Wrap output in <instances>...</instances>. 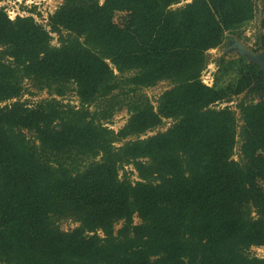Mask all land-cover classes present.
Returning <instances> with one entry per match:
<instances>
[{
  "label": "trees",
  "instance_id": "trees-1",
  "mask_svg": "<svg viewBox=\"0 0 264 264\" xmlns=\"http://www.w3.org/2000/svg\"><path fill=\"white\" fill-rule=\"evenodd\" d=\"M181 1L62 0L46 24L0 8V264H264L250 254L264 247V99L238 102L239 117L214 107L261 71L220 58L201 81L207 51L240 37L254 2ZM24 80L79 105L30 106ZM161 81L153 105L140 91ZM122 109L119 130L104 126Z\"/></svg>",
  "mask_w": 264,
  "mask_h": 264
},
{
  "label": "rangeland",
  "instance_id": "rangeland-1",
  "mask_svg": "<svg viewBox=\"0 0 264 264\" xmlns=\"http://www.w3.org/2000/svg\"><path fill=\"white\" fill-rule=\"evenodd\" d=\"M38 1V2H37ZM103 0H99L100 3H102ZM189 2V0H183L180 3L176 4L173 6V8L176 7H180L182 5H184L185 3ZM254 2V6H255V13H254V17L252 19L251 22H249L246 26H243V32L244 34H247L248 37L245 39L246 42L248 40V43H252L253 40H255L256 37V32H258L259 30V23L261 21L262 18H264V13H262L261 10V4L258 0H253ZM36 3V5L34 4ZM62 3V0H1L0 1V8L3 9V11L6 13L8 12H13V9L16 10L18 9L20 14H22L21 17L23 16H29L27 13H30V16H34L36 17L37 21L42 24H45V19L48 16V14H51L54 12V10L56 9L57 6H59ZM33 12H29L30 9H33ZM27 13H26V12ZM124 14L118 13L115 15L114 21L116 22H120L123 18ZM16 17H20V16H16ZM33 18V17H32ZM37 22V23H38ZM47 29V27H46ZM48 30V29H47ZM52 36V40L50 42L51 45L53 46H57L58 45V41H57V36L54 33L50 34ZM248 48H252V46H246ZM220 48V47H218ZM221 53L222 50H218V49H211L207 51V59H208V64L206 65L205 70L203 71L202 74V80L205 81L206 83H208V85L211 86L213 80H214V75L216 74L218 68V59L221 58ZM238 57H236V54L231 53L228 55H224L222 56V59H224L225 61H229V60H236ZM236 78V72L233 70L232 72L228 73L227 75L221 77V80L219 81V83L221 84H226L232 80H234ZM23 88H24V92L22 94V96L20 97L21 101H27L26 104L28 105H34L37 102L41 101V100H48L50 98H55L56 100L61 101V103L63 104H69L72 106H78V100L77 97L75 96L73 91H67L66 94L62 97H56V96H49L46 92V90H42V91H37L34 88H31L30 86V82L24 80L23 84H22ZM171 87V85L169 84L168 81H161L158 82L155 86L150 87V88H144L141 89V94H143L146 98H148V100L150 101L151 104L155 105V101L156 99L159 97V95L169 89ZM71 89L73 88L70 87ZM240 101H244L246 103L249 102H256L257 98H253L250 97L249 95H247L245 92L241 93L240 95H238L237 97H232L231 101L227 102V101H223L221 103H218L216 105H214L215 108H223V107H228L229 109H231L232 111H234L236 113V117H239L238 115V110L236 109V105L238 102ZM96 104H92L91 106H89V111H94L96 109ZM128 118V113L126 112V109H122L118 112H116L111 120L108 121H103L102 123L104 124V126H107L109 129H112L114 131L119 130L126 122ZM171 121L170 120H164V123L162 126H159L157 128H155V130H153L152 132H147L146 135H153L155 134L157 131H164L169 125H170ZM241 122L238 120L237 121V130H239V126H240ZM145 136H142V138ZM237 141L239 140L238 137H236ZM239 144V143H238ZM238 144H236V147L233 151V155H232V159L235 161H239L240 156H239V146ZM124 172H126V174L129 176L130 180L135 181L137 180L136 178V173L133 171L132 166H124L122 168V170H119V176H121ZM260 186L264 189V182L260 183ZM134 223H138V219L136 217L133 218ZM58 225L60 227L61 230L64 231H68L73 229L74 227L77 226L76 223H73L70 220H61L58 222ZM120 227V222L118 224H116L114 226V231H116L118 228ZM250 254L251 255H255L258 258H264V247H258V248H252L250 249Z\"/></svg>",
  "mask_w": 264,
  "mask_h": 264
},
{
  "label": "flooded vegetation",
  "instance_id": "flooded-vegetation-1",
  "mask_svg": "<svg viewBox=\"0 0 264 264\" xmlns=\"http://www.w3.org/2000/svg\"><path fill=\"white\" fill-rule=\"evenodd\" d=\"M260 34H262L263 42H264V30L261 31L259 29L258 32H256L255 40H253V42L251 44L248 43V40L246 42L245 39L248 37V35L244 34L243 31H242L240 37H236V36L231 35V34H226L225 39H224L221 47L216 48V49L222 50V53H221L222 56L228 55L231 53L236 54V49L232 48V47L234 46V42L237 41L240 46H243L244 48H246L250 53L257 54V53L264 50V49H261L259 51H257V50L254 51L255 49L253 46H261L260 45V43H261L260 39L261 38L259 37ZM258 40H259V43H257ZM246 46H252V48H248ZM222 56H221V58H222ZM236 57H242V56L236 54ZM258 69H259V66H258ZM244 92L247 95H249L250 97L257 98L256 102L263 100L264 99V73L261 72V76L259 77L258 81L255 83H252L242 93H244Z\"/></svg>",
  "mask_w": 264,
  "mask_h": 264
},
{
  "label": "water",
  "instance_id": "water-1",
  "mask_svg": "<svg viewBox=\"0 0 264 264\" xmlns=\"http://www.w3.org/2000/svg\"><path fill=\"white\" fill-rule=\"evenodd\" d=\"M232 48L236 49L237 55L246 57L249 62L258 65L259 70L264 73V50L257 54H252L246 48L240 46L237 41L234 42V46Z\"/></svg>",
  "mask_w": 264,
  "mask_h": 264
},
{
  "label": "built area",
  "instance_id": "built-area-1",
  "mask_svg": "<svg viewBox=\"0 0 264 264\" xmlns=\"http://www.w3.org/2000/svg\"><path fill=\"white\" fill-rule=\"evenodd\" d=\"M37 2H38V1H37ZM34 4L36 5V3H34ZM25 12H26V11H25ZM26 13H27V12H26ZM6 14H7L8 18L11 19V20L14 19L16 16H20V17L22 16V14H20V12H19L18 9H16V10L13 9V12H8V11H7ZM27 14H28L29 16L31 15V14H29V13H27ZM31 17H33L34 20H35L36 22H38V21L36 20V19H37L36 17H34V16H31ZM46 18H47V17H46ZM38 23H39V22H38ZM45 23H46V19H45ZM47 29H48V28H47ZM201 81H202L203 84H205V85H207V86H210V85H208V83H206L205 81L202 80V77H201ZM211 85H212V84H211Z\"/></svg>",
  "mask_w": 264,
  "mask_h": 264
},
{
  "label": "bare ground",
  "instance_id": "bare-ground-1",
  "mask_svg": "<svg viewBox=\"0 0 264 264\" xmlns=\"http://www.w3.org/2000/svg\"><path fill=\"white\" fill-rule=\"evenodd\" d=\"M46 21H47V18H46ZM40 24H42V23H40ZM46 24V23H45Z\"/></svg>",
  "mask_w": 264,
  "mask_h": 264
}]
</instances>
